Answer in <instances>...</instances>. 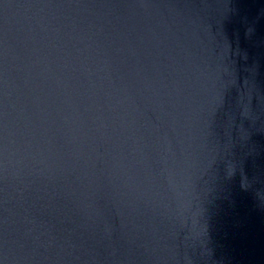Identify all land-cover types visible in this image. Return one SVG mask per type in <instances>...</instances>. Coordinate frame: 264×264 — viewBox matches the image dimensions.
<instances>
[{"label": "water", "instance_id": "95a60500", "mask_svg": "<svg viewBox=\"0 0 264 264\" xmlns=\"http://www.w3.org/2000/svg\"><path fill=\"white\" fill-rule=\"evenodd\" d=\"M0 264H264V0H0Z\"/></svg>", "mask_w": 264, "mask_h": 264}]
</instances>
